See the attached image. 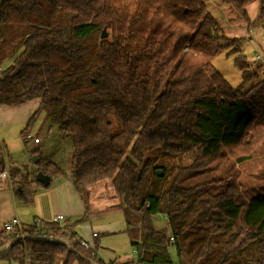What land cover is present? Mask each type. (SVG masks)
I'll list each match as a JSON object with an SVG mask.
<instances>
[{
  "label": "trees",
  "instance_id": "obj_1",
  "mask_svg": "<svg viewBox=\"0 0 264 264\" xmlns=\"http://www.w3.org/2000/svg\"><path fill=\"white\" fill-rule=\"evenodd\" d=\"M253 1L264 21V0H221L240 16ZM241 42L221 31L205 0H0V105L37 100L25 143L41 112L46 127L45 140L29 149L33 166L13 161L0 142V171L16 201L32 203L38 171L71 181L83 201L85 187L110 179L136 258L108 264H264V194L245 200L232 170L227 178L206 173L222 149L236 163L264 153V76L235 56L241 84L254 80L241 92L211 63ZM157 152L178 162L165 186ZM187 173L210 175L192 183ZM157 213L168 232L153 228ZM47 224L55 241L29 225L24 240L1 229L0 246H12L0 258L105 264L74 242L71 225Z\"/></svg>",
  "mask_w": 264,
  "mask_h": 264
},
{
  "label": "rangeland",
  "instance_id": "obj_2",
  "mask_svg": "<svg viewBox=\"0 0 264 264\" xmlns=\"http://www.w3.org/2000/svg\"><path fill=\"white\" fill-rule=\"evenodd\" d=\"M205 1L208 11L213 15L221 31L226 36L242 37L239 51L228 55L224 53L218 54L211 60V63L222 74V76L232 88L239 89L241 92H243L254 82V80L251 79L241 84V72L234 64L235 56H245L248 64H250L254 70L258 71L259 76H264V21H256L258 18V3L257 1H253L248 4L246 6V16H240L231 5L221 2V0ZM22 33L23 31H17L14 33V37L20 36ZM256 55H259L261 62L257 61ZM9 61L10 59H6L1 62V65L5 66L9 63ZM259 63L261 66L258 69ZM42 119L43 114L39 113L35 120L41 124ZM112 120L114 123L113 118ZM36 126L38 125L36 124L35 128L31 129L34 131L32 133L38 134L41 138L45 137L46 127L41 125L42 127L39 130H36L38 128ZM156 154H159V152ZM11 156L13 158L20 156L17 160L18 162H22L27 158V156H29V153L21 149L20 151H16L15 153L11 154ZM188 161L189 159L185 156L183 157L181 164L186 165ZM156 162L166 166L167 174L164 176L158 175L157 179H159L161 185H168L174 176V169L178 164L177 158L159 154ZM209 167L213 169L207 171L206 173L216 175L222 174L225 178H227V176L224 173L229 170H232L234 175L237 174V181L239 184L238 190L241 197L245 200L264 194V153L255 156L253 159L236 163L234 162V157L230 155V151L228 149H222L220 156H218L214 162L209 165ZM206 173H187L188 176L186 174H184V176H187L188 178H186L190 179V181L194 183L201 181L206 175H210ZM187 182L189 181L187 180ZM217 190H219V188H217ZM116 214L122 216V213H119V211L115 210L112 214L113 218L111 217L112 220L118 217ZM78 218L71 220L73 225L76 227V237L83 236L88 238L89 236L88 239L93 242L91 234L92 231L90 229L99 232L98 240H100V244L98 245L97 258H99V260H101L103 263L108 264L110 262H114L115 259L120 261H128L136 258L135 247L130 243L129 238L124 231H117L107 234L101 230L86 227L84 232H82V224L80 221H78ZM98 220L99 219L95 221ZM152 225L156 230L169 231L168 219L160 213L154 214L152 216ZM168 252L170 258L176 262V251L173 245L168 247ZM0 264H14V262L0 258ZM56 264H61V257L56 259ZM71 264H77V262L75 261Z\"/></svg>",
  "mask_w": 264,
  "mask_h": 264
},
{
  "label": "crops",
  "instance_id": "obj_3",
  "mask_svg": "<svg viewBox=\"0 0 264 264\" xmlns=\"http://www.w3.org/2000/svg\"><path fill=\"white\" fill-rule=\"evenodd\" d=\"M36 105L37 100L34 99L19 106L0 105V142L5 144L7 153L13 161L32 166L35 163L31 162L32 155L29 149L36 148L40 142L45 140V137H39L38 134L32 133L34 131L31 129H34L37 124L38 126L36 127L38 128L36 130H39L42 127L41 125H43V119L41 124L35 120L29 130H27L28 143H25L24 135L21 132L28 117L35 110ZM32 136H37L40 141L37 143L33 142L31 139ZM21 149L27 151L29 156L24 161L18 162L17 159L20 156L13 158L11 154ZM0 186V230L4 222L15 216L26 225L36 218L49 222L51 215L55 213H62L66 216V225H71V231L75 234L76 227L71 220L78 217H80L78 221L82 224V232H84L86 227L95 228L107 234L124 231L125 229L123 215L119 216L116 214L118 217H114L115 219L112 220V214L115 210L122 213V204L119 195L114 190L109 179L85 187L84 201L69 180L50 179L47 186L33 183L32 187L35 188V193L32 198V203L29 205L16 201L11 187L6 180H0ZM81 218L83 219L80 220ZM97 219L99 220L95 221ZM90 230L92 231L91 234L95 233L92 238L93 242H95L98 255V245L100 244V240H98L99 232ZM75 238H77L76 235ZM115 262L121 263L125 261L115 259Z\"/></svg>",
  "mask_w": 264,
  "mask_h": 264
},
{
  "label": "built area",
  "instance_id": "obj_4",
  "mask_svg": "<svg viewBox=\"0 0 264 264\" xmlns=\"http://www.w3.org/2000/svg\"><path fill=\"white\" fill-rule=\"evenodd\" d=\"M256 58H260L259 55H256ZM34 142H38V138L34 137ZM0 180H6L9 185V179H8V171L7 169H3L0 171ZM1 187V186H0ZM47 223H53L56 224L58 228L62 229L67 223H66V216L62 213H55L51 215L50 221L45 222L42 219L36 218L32 220L31 223L26 224L31 226L33 229L34 235L36 237L40 238H50L55 239L52 235V232L49 230V225ZM23 222L18 217H12L8 221L4 222L2 224V230L5 232L13 233L17 235L20 239L24 240L26 235L23 233ZM95 235V233L92 234V237ZM68 241V244L73 247V243L70 242L67 238H64ZM74 242L78 244V246L84 248L86 252L91 255L97 257V250L94 245V243L91 240H88L83 237H77L74 239ZM28 257V254H26L25 259ZM25 264V263H23Z\"/></svg>",
  "mask_w": 264,
  "mask_h": 264
},
{
  "label": "water",
  "instance_id": "obj_5",
  "mask_svg": "<svg viewBox=\"0 0 264 264\" xmlns=\"http://www.w3.org/2000/svg\"><path fill=\"white\" fill-rule=\"evenodd\" d=\"M107 35L106 31H105V28L102 29L101 31V34H100V37L101 38H105ZM38 160L37 156L36 155H32L31 157V162L32 163H36ZM157 175H161L159 170H157ZM35 180L37 182H39L42 186H47L49 184V181H50V177L46 174H44L43 172L41 171H38L36 172L35 174ZM46 240H49V241H55V239H50V238H45ZM59 243L65 245L70 251L73 250V247L70 246L68 244V241L64 238H60L57 240ZM12 246V243L8 244V245H4V246H0V252L4 251L5 249H8ZM92 264H95V263H92Z\"/></svg>",
  "mask_w": 264,
  "mask_h": 264
}]
</instances>
